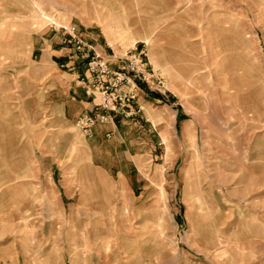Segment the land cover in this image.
I'll return each instance as SVG.
<instances>
[{
    "label": "rangeland",
    "instance_id": "374dc122",
    "mask_svg": "<svg viewBox=\"0 0 264 264\" xmlns=\"http://www.w3.org/2000/svg\"><path fill=\"white\" fill-rule=\"evenodd\" d=\"M80 24L173 96L102 141L112 166L131 150L128 183L90 168L95 125L48 130L24 105L34 35L96 52ZM0 264H264V0H0Z\"/></svg>",
    "mask_w": 264,
    "mask_h": 264
},
{
    "label": "crops",
    "instance_id": "0c3cea01",
    "mask_svg": "<svg viewBox=\"0 0 264 264\" xmlns=\"http://www.w3.org/2000/svg\"><path fill=\"white\" fill-rule=\"evenodd\" d=\"M234 11L242 12L243 8L238 6L234 8ZM76 26L77 33L84 37L85 44L92 46L103 59L109 60V66L113 71L119 69L122 62L116 57L114 58L113 53L109 51L107 45L99 38V35L94 30H90V28L94 27L84 24ZM236 30L237 33L232 37L233 42L226 40V43H223V48L233 52V57L238 60V72L240 73L243 67L240 52L244 50L243 47L248 45L249 41L243 38L242 27H238ZM255 30L250 28L252 32ZM36 35L37 37L35 38L34 35L33 39V53L36 52L37 55V68L34 71L32 81L25 79L26 95L24 105L30 107L31 116L35 120L41 119L43 124L47 123L48 130L53 126L54 128H51L53 130L61 127L62 129L58 130L64 131L72 125H77L78 120L84 115L106 116L107 119L103 122L97 120L90 132H84L89 150L90 168L97 174L96 177L111 179V177L116 175L120 183H128L131 150L127 149L122 152L127 162L125 165L112 166L110 164L111 153L103 146L102 141L107 136L122 137L124 124L131 115L140 114L148 121L150 119L146 111L151 109L156 111L160 108V111L168 110L172 105L171 98L173 96L170 95V98L166 94L150 89L145 82L136 80V89H133L134 82L132 86L124 84L118 89V92L122 94H127L134 90L135 99L130 101L117 100L111 104L110 109H105L100 105L102 97L98 90L95 91V95H88L86 92L93 84L92 74L88 69V62L95 52L84 45L78 47L73 42L71 35L64 29L47 27L42 33H37ZM165 62L169 66V59ZM127 74L132 75L129 72ZM159 75H161L160 72ZM202 76L209 79L207 71H203ZM104 79L107 83H111L113 76L106 75ZM154 107L156 108L153 109ZM178 117L179 113L176 112L174 118L177 119ZM52 167L54 168L48 171H52L51 178L55 181L54 174L57 173L61 166L54 161ZM62 202L63 199H61Z\"/></svg>",
    "mask_w": 264,
    "mask_h": 264
},
{
    "label": "built area",
    "instance_id": "2783aa9c",
    "mask_svg": "<svg viewBox=\"0 0 264 264\" xmlns=\"http://www.w3.org/2000/svg\"><path fill=\"white\" fill-rule=\"evenodd\" d=\"M75 30V29H73ZM134 61L130 63V59L128 62L123 61V64L119 67V69L113 71L109 66V60H105L102 56L95 52V54L90 57L88 62V69L92 74L93 84L90 88L87 89L88 95H95V91L98 90L102 97L101 106L105 109H110L111 104L116 102L117 100L130 101L136 98L134 94V90L130 91L127 94H122L118 92V89L124 84L132 83L133 79L145 81V76L142 71L145 64L142 58L134 55L132 57ZM127 72L132 73V75H128ZM106 75H112L113 80L111 83H107L104 77ZM133 89H136L135 85ZM107 117L104 115H98L96 117L83 116L80 121L88 127H92L96 124L97 120H106Z\"/></svg>",
    "mask_w": 264,
    "mask_h": 264
},
{
    "label": "bare ground",
    "instance_id": "6f19581e",
    "mask_svg": "<svg viewBox=\"0 0 264 264\" xmlns=\"http://www.w3.org/2000/svg\"><path fill=\"white\" fill-rule=\"evenodd\" d=\"M33 3H34V2H33ZM35 6H36V8L38 7L37 4H36ZM41 12L45 15V13H44L43 11H41ZM149 25H150V24H149ZM156 116H157V115H156Z\"/></svg>",
    "mask_w": 264,
    "mask_h": 264
}]
</instances>
